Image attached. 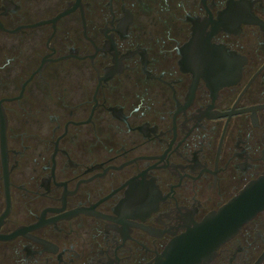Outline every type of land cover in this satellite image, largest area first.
Returning a JSON list of instances; mask_svg holds the SVG:
<instances>
[{"label": "flooded vegetation", "instance_id": "flooded-vegetation-1", "mask_svg": "<svg viewBox=\"0 0 264 264\" xmlns=\"http://www.w3.org/2000/svg\"><path fill=\"white\" fill-rule=\"evenodd\" d=\"M249 185L264 0H0V264H264Z\"/></svg>", "mask_w": 264, "mask_h": 264}, {"label": "water", "instance_id": "water-1", "mask_svg": "<svg viewBox=\"0 0 264 264\" xmlns=\"http://www.w3.org/2000/svg\"><path fill=\"white\" fill-rule=\"evenodd\" d=\"M254 185H249L243 188L236 198L230 203L231 207L236 206V215L231 219L233 229L239 226L240 223L249 218L257 209L264 206V193L254 194ZM220 237L224 238L229 232H220Z\"/></svg>", "mask_w": 264, "mask_h": 264}]
</instances>
